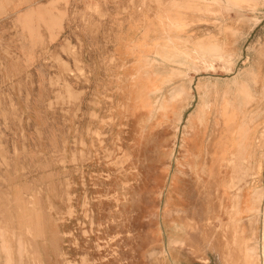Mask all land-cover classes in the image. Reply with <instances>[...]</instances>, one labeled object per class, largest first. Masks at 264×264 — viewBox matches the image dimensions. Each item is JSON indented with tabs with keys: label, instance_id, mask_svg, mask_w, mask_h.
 Here are the masks:
<instances>
[{
	"label": "rangeland",
	"instance_id": "rangeland-1",
	"mask_svg": "<svg viewBox=\"0 0 264 264\" xmlns=\"http://www.w3.org/2000/svg\"><path fill=\"white\" fill-rule=\"evenodd\" d=\"M70 1L0 0V264H264L262 190L240 205L255 151L242 155L240 136L215 147L226 135L220 115L209 122L238 87L233 45L264 47V30L185 51L146 94L145 76L129 83L134 61L82 47L76 20L98 31V0ZM236 7L250 26L264 14V0ZM143 56L140 72L159 75Z\"/></svg>",
	"mask_w": 264,
	"mask_h": 264
},
{
	"label": "crops",
	"instance_id": "crops-1",
	"mask_svg": "<svg viewBox=\"0 0 264 264\" xmlns=\"http://www.w3.org/2000/svg\"><path fill=\"white\" fill-rule=\"evenodd\" d=\"M142 1L146 5H142ZM262 0H135L134 5H129L127 0H117L106 2L98 0L104 17L93 14V19L100 23L98 31H92L88 25L80 21V37L82 47L87 50H94L101 47L112 53L116 59L123 63L134 61L129 64L128 77L130 84L139 83L141 76H145L144 83L147 85V92L152 91L156 86L168 82V68H174L179 64L176 61L184 60L185 51L195 52L204 47H212L217 43L218 37L246 36L251 34L253 28L264 30V14L256 13L260 23L250 26L253 12L248 9H239L236 5L247 6L259 3ZM82 6H86L84 0L80 1ZM69 10L72 11L76 1H70ZM78 5V3H77ZM142 5V7H141ZM129 7V11L124 9ZM260 8H258V12ZM69 20V19H68ZM75 19L71 16L69 21H65V35L70 36L71 41L76 35L74 32ZM58 30L51 32V35H58ZM47 34V33H46ZM186 39L188 41H186ZM231 39H229L230 41ZM252 53H248L249 49ZM233 51L238 52L237 61L242 60L244 66L240 75L225 77L228 80L238 78V87L233 89V93L226 98L219 111L209 114L215 116L209 122H217L220 115L226 141L224 145H215L217 148H230L234 146L237 137L240 136L239 146L242 155L249 158L255 151L257 159V169L260 170L249 178L241 182V211H249L248 198L254 195L255 190H262L264 196V47H238L233 45ZM200 51V50H199ZM138 53H143L144 57L151 62L156 61L154 66L160 74L152 73L147 67L145 75L140 72L141 65L138 64ZM241 53V54H240ZM89 57V55H88ZM90 58L87 59L91 67ZM138 64V65H137ZM176 64V65H175ZM147 65V64H146ZM138 67L140 69H138ZM164 67V68H163ZM254 74H249V71ZM150 71V73H149ZM192 74V72H190ZM196 73H193L195 77ZM204 77V76H203ZM209 82H217V75H208ZM140 84V83H139ZM150 84L156 85L149 87ZM131 86V85H130ZM141 87V86H140ZM152 89V90H151ZM8 92H0V100L7 99ZM149 97V96H148ZM147 96L144 98L148 104ZM17 101L24 100L23 97H15ZM239 100L240 103H236ZM144 105V106H145ZM22 107V103H18ZM23 116H25V109ZM30 116L40 115V110L31 109ZM198 127H195V131ZM12 132V131H11ZM239 134V135H238ZM195 136L190 140L194 141ZM238 146V144H237ZM215 156V155H214ZM220 156H215V158ZM259 165L261 166L259 168ZM256 184V185H255ZM248 214L242 219V226L249 227Z\"/></svg>",
	"mask_w": 264,
	"mask_h": 264
}]
</instances>
